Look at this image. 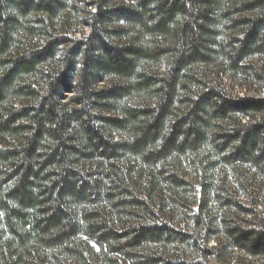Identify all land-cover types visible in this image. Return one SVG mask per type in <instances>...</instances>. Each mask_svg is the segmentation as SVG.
<instances>
[{
    "label": "trees",
    "instance_id": "16d2710c",
    "mask_svg": "<svg viewBox=\"0 0 264 264\" xmlns=\"http://www.w3.org/2000/svg\"><path fill=\"white\" fill-rule=\"evenodd\" d=\"M224 81L264 89V0H0V264H264Z\"/></svg>",
    "mask_w": 264,
    "mask_h": 264
},
{
    "label": "rangeland",
    "instance_id": "374dc122",
    "mask_svg": "<svg viewBox=\"0 0 264 264\" xmlns=\"http://www.w3.org/2000/svg\"><path fill=\"white\" fill-rule=\"evenodd\" d=\"M226 90L231 93L232 95H252L255 97L258 96H264V89L262 87H256L255 89H247L243 90L237 83L234 81H224L223 82ZM258 211L263 219V225H264V199L258 200ZM243 259L237 260L235 264H241L243 263ZM248 263V262H247ZM263 264V263H260Z\"/></svg>",
    "mask_w": 264,
    "mask_h": 264
}]
</instances>
